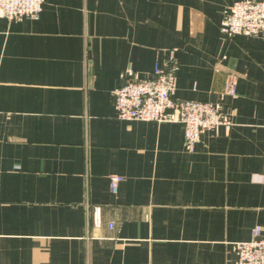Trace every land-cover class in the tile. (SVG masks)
<instances>
[{
	"label": "crops",
	"instance_id": "crops-1",
	"mask_svg": "<svg viewBox=\"0 0 264 264\" xmlns=\"http://www.w3.org/2000/svg\"><path fill=\"white\" fill-rule=\"evenodd\" d=\"M264 0H44L0 12V264H236L264 239V39L222 32ZM157 66L228 122H124L113 93ZM235 80V96L227 94ZM121 177L117 194L110 178Z\"/></svg>",
	"mask_w": 264,
	"mask_h": 264
},
{
	"label": "built area",
	"instance_id": "built-area-1",
	"mask_svg": "<svg viewBox=\"0 0 264 264\" xmlns=\"http://www.w3.org/2000/svg\"><path fill=\"white\" fill-rule=\"evenodd\" d=\"M44 0H0V12L10 21L36 19ZM222 32L228 37L250 36L264 39V2H240L229 9ZM130 77V76H129ZM126 83L113 93L117 118L124 122L180 124L184 128L185 146L193 152L201 137L216 132L228 122L210 104L176 99V78L171 70L157 66L150 78ZM237 86L231 80L227 94L235 96ZM121 177L110 178L111 191L117 194ZM256 228L251 242L235 247L236 264H264V239Z\"/></svg>",
	"mask_w": 264,
	"mask_h": 264
}]
</instances>
